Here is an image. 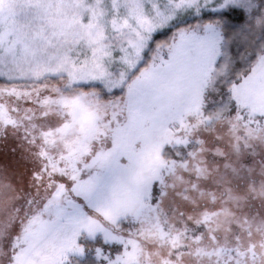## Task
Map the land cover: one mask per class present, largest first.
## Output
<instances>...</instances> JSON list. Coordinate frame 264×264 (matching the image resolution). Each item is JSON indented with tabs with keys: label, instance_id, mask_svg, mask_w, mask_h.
I'll list each match as a JSON object with an SVG mask.
<instances>
[{
	"label": "snow or ice",
	"instance_id": "snow-or-ice-1",
	"mask_svg": "<svg viewBox=\"0 0 264 264\" xmlns=\"http://www.w3.org/2000/svg\"><path fill=\"white\" fill-rule=\"evenodd\" d=\"M9 138L0 264H264V0H0Z\"/></svg>",
	"mask_w": 264,
	"mask_h": 264
},
{
	"label": "rangeland",
	"instance_id": "rangeland-1",
	"mask_svg": "<svg viewBox=\"0 0 264 264\" xmlns=\"http://www.w3.org/2000/svg\"><path fill=\"white\" fill-rule=\"evenodd\" d=\"M18 141L13 138L0 143V165L6 166L8 170L21 176L25 180L31 174V165L21 157V149L18 147Z\"/></svg>",
	"mask_w": 264,
	"mask_h": 264
},
{
	"label": "trees",
	"instance_id": "trees-1",
	"mask_svg": "<svg viewBox=\"0 0 264 264\" xmlns=\"http://www.w3.org/2000/svg\"><path fill=\"white\" fill-rule=\"evenodd\" d=\"M208 18V17H206ZM244 23V13L240 9L233 10L228 17V25L229 29H236L243 25ZM166 37H160V39H165Z\"/></svg>",
	"mask_w": 264,
	"mask_h": 264
}]
</instances>
